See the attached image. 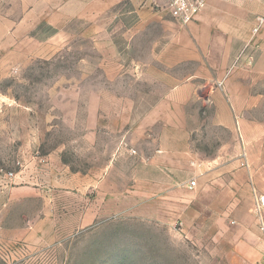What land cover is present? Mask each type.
I'll return each instance as SVG.
<instances>
[{
	"label": "rangeland",
	"instance_id": "374dc122",
	"mask_svg": "<svg viewBox=\"0 0 264 264\" xmlns=\"http://www.w3.org/2000/svg\"><path fill=\"white\" fill-rule=\"evenodd\" d=\"M225 1L237 11L238 0ZM246 5L250 17L233 19L244 41L227 52L174 20L180 37L156 24L126 33L109 12L74 17L75 0H0V185L32 188L30 206H22L32 211V247L0 237V264L262 262L261 236L238 218L243 210L231 195L216 204L205 192L186 194L182 204L197 202L188 221L141 211L145 192L163 177L192 192L188 183L222 145L240 154L238 127L264 160V22L252 33L264 12L256 0ZM85 6L88 14L98 3ZM188 88L190 97L179 99ZM228 91L236 96L219 97ZM148 118L159 119L150 136L179 146L162 171L148 160L155 138L137 131ZM170 124L179 139H166Z\"/></svg>",
	"mask_w": 264,
	"mask_h": 264
},
{
	"label": "crops",
	"instance_id": "0c3cea01",
	"mask_svg": "<svg viewBox=\"0 0 264 264\" xmlns=\"http://www.w3.org/2000/svg\"><path fill=\"white\" fill-rule=\"evenodd\" d=\"M75 1L81 6V9H79L81 13H78L77 16L74 17L95 19L109 12L110 19L115 24L114 26L122 28L126 33H130L134 30H143L150 24H156L165 33L172 31L173 35H178V37L181 36V27L163 10L166 0H154L157 6L155 8H161V10H159L161 12H153L154 6H152L149 1L145 0H96L98 6L92 7L90 11L88 10V14L84 12V8L86 7L85 0ZM246 1L247 0H238V3H234L233 5L238 9L232 13L229 12V1L208 0L205 9L196 17L193 23L188 24L186 30H189L191 33L203 31V35L206 36L203 41L208 42L212 46V50L219 48L220 50L229 52L234 48V41H237V43L244 41L241 32L234 28L236 25L233 19L235 17H250L248 12H246L248 10H245L247 9ZM259 2L260 0H256L257 9L259 12H264V5L261 7ZM217 8L223 12L220 13V10ZM220 18L226 21L219 22L218 20ZM172 47L176 48V55L180 58V45L176 47L172 45ZM188 48L190 54L187 59L195 60L196 54L192 51L190 44H188ZM220 84L222 85V83ZM182 93L179 99L182 98L183 100H187L190 97V88H188V90L185 89V92ZM234 96H236V94L234 95L230 91L225 92L224 95L223 92H219V97L221 98L225 97L227 99H232ZM219 97L218 94L213 96V98L216 99ZM97 98L100 99L101 96L97 95ZM100 110L101 107L99 104L98 107L93 109L98 116L100 115ZM158 121L159 119L149 120L148 118L142 121L140 129L137 131L140 132L142 138L148 139V141L155 138L157 145L151 151L148 160L150 163H153V168L156 171H162V169L166 167V163L176 162L179 155L177 147L179 146L177 145L178 143L175 146L173 142L172 146L166 148V143L163 142L164 135H158L157 137L149 135L150 133L148 132L151 131L154 124L151 122L157 123ZM98 123L99 122H96V125H98ZM169 123V121L166 123L167 126ZM218 125L223 126L222 124ZM173 127L175 126L172 125V129H170L171 132L165 135L166 139H179L178 136H175ZM130 131L133 133L134 130L131 129ZM177 132L179 131L177 130ZM238 134V138L240 139V154L231 157L225 151L226 146L222 145L221 149H219L218 152L212 153L211 157L206 161V165L203 166L205 170H200L196 173L194 177L196 179L195 191L193 189L192 192L187 190L186 183L182 185L180 181H176L174 177H168L167 179L163 177V179L156 184L155 190H147L145 192L147 198L143 200L141 205L143 215H147L150 219L165 222L170 221L168 219L174 220L180 217L183 221H188L189 219L197 217V202L194 200L190 201L188 205L182 204V202L185 201L184 197L186 194H196L197 191L198 193L205 192L212 196V202L216 204H228L231 195L234 198V202L243 210V213L240 214L238 218L248 222V225L252 226L253 230L256 231L252 186L258 194H264V160L262 157L253 155L252 143L244 139L246 138V131L245 134L244 131L242 134V130L238 127ZM158 143H161V145ZM236 166H238L239 169L233 170ZM249 178L251 179L250 184L252 186L248 183ZM31 202L32 188L12 189L0 185V237H6V239L13 242L23 241L32 247V211H29L27 214L22 211V206H30ZM181 208H183L184 211L181 212ZM21 214L24 221H22L23 223L20 225L17 223ZM170 214L172 218L169 217ZM258 257L262 258L263 253L258 254Z\"/></svg>",
	"mask_w": 264,
	"mask_h": 264
},
{
	"label": "built area",
	"instance_id": "2783aa9c",
	"mask_svg": "<svg viewBox=\"0 0 264 264\" xmlns=\"http://www.w3.org/2000/svg\"><path fill=\"white\" fill-rule=\"evenodd\" d=\"M145 1H149L152 6L157 7L154 0ZM207 1L208 0H166L164 9L172 20L181 25H188L193 23L196 20V17L205 9ZM263 22L264 17L257 16L255 18V23L252 29L254 35L258 33ZM246 49L247 45L244 47L243 51ZM195 186V181H190L188 183V189L190 190L194 189ZM252 193L254 195L253 211L256 227L264 244V194H258L254 187L252 188ZM260 264H264V253Z\"/></svg>",
	"mask_w": 264,
	"mask_h": 264
}]
</instances>
